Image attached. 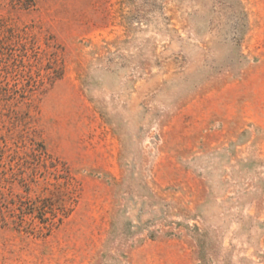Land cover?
Segmentation results:
<instances>
[{
    "label": "rangeland",
    "instance_id": "374dc122",
    "mask_svg": "<svg viewBox=\"0 0 264 264\" xmlns=\"http://www.w3.org/2000/svg\"><path fill=\"white\" fill-rule=\"evenodd\" d=\"M0 264H264V0H0Z\"/></svg>",
    "mask_w": 264,
    "mask_h": 264
}]
</instances>
